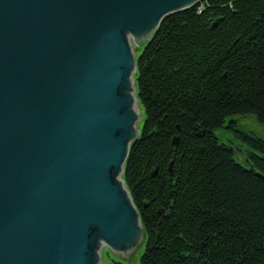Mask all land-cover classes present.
Returning <instances> with one entry per match:
<instances>
[{
  "label": "water",
  "instance_id": "obj_1",
  "mask_svg": "<svg viewBox=\"0 0 264 264\" xmlns=\"http://www.w3.org/2000/svg\"><path fill=\"white\" fill-rule=\"evenodd\" d=\"M200 1L0 0V264H99L142 243L122 178L140 134L129 38Z\"/></svg>",
  "mask_w": 264,
  "mask_h": 264
},
{
  "label": "trees",
  "instance_id": "obj_2",
  "mask_svg": "<svg viewBox=\"0 0 264 264\" xmlns=\"http://www.w3.org/2000/svg\"><path fill=\"white\" fill-rule=\"evenodd\" d=\"M134 83L143 122L122 178L144 229L140 264H264V139L233 119L264 125V0H202L166 17ZM220 128L245 149L219 141Z\"/></svg>",
  "mask_w": 264,
  "mask_h": 264
},
{
  "label": "rangeland",
  "instance_id": "obj_3",
  "mask_svg": "<svg viewBox=\"0 0 264 264\" xmlns=\"http://www.w3.org/2000/svg\"><path fill=\"white\" fill-rule=\"evenodd\" d=\"M129 42L134 52L135 57H137L144 45L143 44H136L132 37L129 38ZM135 74V73H134ZM234 123L236 124V129L244 131V132H251L261 138L264 139V125L260 124L256 119L252 116H236L233 118ZM143 122V112L142 110L139 111V118L137 121V126L141 128ZM216 136L218 140L225 143H231L232 146L238 151H243L245 149L244 146L240 144V141L234 136V133L231 130H227L224 128H220L216 131ZM144 248V239L142 243L134 248L130 249V246L127 247V250L121 253H117L108 247H102L100 253V262L99 264H111L112 261H120L124 264H140V255Z\"/></svg>",
  "mask_w": 264,
  "mask_h": 264
},
{
  "label": "bare ground",
  "instance_id": "obj_4",
  "mask_svg": "<svg viewBox=\"0 0 264 264\" xmlns=\"http://www.w3.org/2000/svg\"><path fill=\"white\" fill-rule=\"evenodd\" d=\"M137 108H138V107H137ZM137 108L135 107V105H133V106H132V110H133V112H134V111L136 112V111H137ZM139 111H140V110L138 109V112H139Z\"/></svg>",
  "mask_w": 264,
  "mask_h": 264
}]
</instances>
